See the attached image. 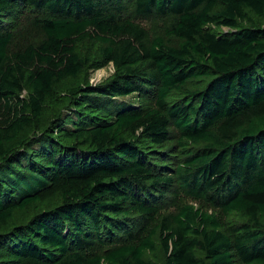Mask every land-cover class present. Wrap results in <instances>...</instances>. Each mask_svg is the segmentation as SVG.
I'll return each mask as SVG.
<instances>
[{
    "label": "trees",
    "instance_id": "1",
    "mask_svg": "<svg viewBox=\"0 0 264 264\" xmlns=\"http://www.w3.org/2000/svg\"><path fill=\"white\" fill-rule=\"evenodd\" d=\"M22 7L39 39L14 51ZM180 195L246 223L184 206L150 229ZM157 234L165 264H264V0H0V264H152Z\"/></svg>",
    "mask_w": 264,
    "mask_h": 264
},
{
    "label": "rangeland",
    "instance_id": "2",
    "mask_svg": "<svg viewBox=\"0 0 264 264\" xmlns=\"http://www.w3.org/2000/svg\"><path fill=\"white\" fill-rule=\"evenodd\" d=\"M39 17L42 16L35 10H31V8L28 7H22L12 16L10 20H8L10 22L8 28H12L14 34L12 50L19 51L29 42H35L39 39V37L33 34L34 29L37 28L35 22ZM125 18L144 29L150 42L157 37H165L169 44H179V41L174 37H167L165 35L166 30L173 25V17L171 16L165 18L157 15L140 17L136 14L135 8L133 6H129V10ZM218 31L221 34L231 33V30L227 28H219ZM115 74L116 69L112 64H110L105 68L92 72L89 78L91 84L100 85L114 78ZM201 83L204 82L197 81L191 87H201ZM126 102L137 103V101L133 98H129ZM172 131L173 137L171 141L167 143L165 147L159 148L158 150V153L161 151V156L158 155L159 160L164 166L168 167L177 166L182 160V148L180 147L179 136L174 129ZM165 156L166 158H163ZM184 206H194L203 213L215 215L223 225L225 231H230L231 228L246 223V220L240 215L228 216L207 201L196 200L186 195H180L178 198L170 197L167 199V201L161 206L159 217L155 220V223L151 225L150 229L157 227L165 216L177 214ZM148 234L149 230L144 233V236H147ZM158 239L159 234H157L155 238L157 243L156 251L154 253H147L145 255V259L152 264H165L167 254ZM107 250H109V248L99 246L95 249L94 254L104 255Z\"/></svg>",
    "mask_w": 264,
    "mask_h": 264
}]
</instances>
